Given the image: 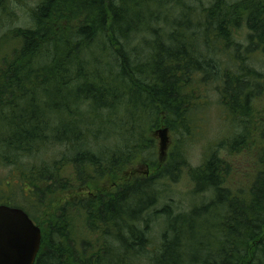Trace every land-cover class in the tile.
I'll return each instance as SVG.
<instances>
[{
    "label": "trees",
    "instance_id": "16d2710c",
    "mask_svg": "<svg viewBox=\"0 0 264 264\" xmlns=\"http://www.w3.org/2000/svg\"><path fill=\"white\" fill-rule=\"evenodd\" d=\"M117 3L43 0L33 12V26L15 32L21 46L0 63V168L10 170L7 182L16 175L18 184L9 190L12 196L0 190V205L21 208L35 221L16 194L31 209L46 213L59 193L88 185L99 189L100 182L121 181L129 166L144 164L155 174L152 178L68 201L40 225L35 221L42 230L35 264H264V108H258L264 73L249 65L246 56L260 51L264 57V0H157V9H140L130 18L117 13ZM165 5L170 6L163 13ZM152 17L163 26L149 28L147 53L123 46ZM241 23L249 31L246 53L235 40ZM94 32L107 46L91 62L92 74L77 60L80 41L89 42ZM146 42L142 39L141 46ZM202 83L214 87L220 106L242 123L232 151L246 148L255 154V169L248 185L230 186V163L209 151L192 178L198 191L213 190L215 198L174 218L170 206L160 212L168 216L167 229L161 244L147 250L151 244L136 223L158 202L155 177L175 180L185 165L175 159L157 163L145 125H169L191 136L199 105L190 87ZM257 116L263 118L256 127L258 140L247 130ZM62 146L61 156L48 158ZM209 213L217 220V238L212 252L205 253L200 243L193 249L194 227ZM80 219L101 233L105 242L98 248L77 243L74 220Z\"/></svg>",
    "mask_w": 264,
    "mask_h": 264
},
{
    "label": "rangeland",
    "instance_id": "374dc122",
    "mask_svg": "<svg viewBox=\"0 0 264 264\" xmlns=\"http://www.w3.org/2000/svg\"><path fill=\"white\" fill-rule=\"evenodd\" d=\"M43 0H2L0 2V63L4 57H8L17 49L20 48L21 42L18 39V35L15 33L20 28L27 29L31 25L33 26V12L39 6L40 2ZM136 1L139 6L138 9L136 6H133V2ZM155 4L157 0H153ZM242 0H229V2H236ZM188 2L194 3L195 0H188ZM116 4V3H115ZM155 4L152 3H142L140 0H123L117 3V7H120L119 12L120 16L126 15L133 16L136 11L142 9V11L148 13L157 9ZM206 5H208L206 1ZM166 7L162 8L163 13H166L170 5H165ZM165 15V14H163ZM172 17H175V13L172 14ZM146 24V23H145ZM31 26V27H32ZM158 21L153 20V17L147 21V25L143 26L139 32L131 33L130 40L126 43H122L123 46L125 44L126 48H138L139 52L143 54L147 53V45L151 43L149 37L150 29L157 30L156 28L162 27ZM151 27V28H150ZM150 28V29H149ZM248 28L245 24L241 23V29L235 32V40L237 43L241 45L240 51L246 53V50L249 47V39H248ZM101 35V34H100ZM99 35V33H95L90 37L89 42H82L80 47L82 49V54L79 57V62L83 63V70H89L93 74L94 65L91 62L96 60V57H99L101 51L105 45L107 46L105 40ZM120 36V33H117ZM149 40L146 42V46H141V40ZM102 46V47H101ZM112 51V52H111ZM110 52L113 54L114 50L112 49ZM231 50L229 54L234 56L235 52ZM52 55H50L51 58ZM230 56V58H231ZM248 56V64L255 67L259 72L264 73V57L260 51H255ZM235 57V56H234ZM77 57L74 58L76 60ZM111 62V66L114 68L113 61L108 59V63ZM86 77V76H83ZM88 79V76L86 77ZM191 90H194L193 93V101L199 105L197 109V113L194 115L192 126L194 128L191 136L184 135V133L180 130H171L169 125L167 126L169 129L168 134V149L165 152L163 158H161L160 145H161V135L159 131L163 128L161 126H157L156 128H150L149 125H145V132L147 133V137L149 139H153L152 146L156 156L157 163L161 161L162 165L166 163H171L173 159L176 160L177 163L181 161L180 164L185 165L183 168L177 173V177L175 180H172L171 177L162 178L156 176L155 179V187L153 194L157 196L158 202L156 206L146 213L143 217L145 220H141V222L136 223V227H139L143 230L151 244L149 249L147 250H155L158 245H160L162 236L167 229V221L168 216L166 213L161 214L160 212L167 210V207L170 206V211L173 213V218L179 215L189 214L192 210L200 208L202 206L208 205L211 203L212 199L215 198V193L213 190L206 189L203 191H198L195 185V182L192 178V172L194 169L202 166L206 157L210 152H219V156L226 160L231 165V176L228 177L230 180V186H246L249 184V180L253 173H250L255 169V154H252L248 149H243L241 152L235 154L232 151L233 141L238 138L240 133H242V129L240 128L241 122L240 120H236V118L228 113L224 108L220 106L219 97L215 93V88L210 85L195 84ZM189 89V90H190ZM87 107V106H86ZM258 108H264V96L259 100ZM263 114V113H262ZM168 117V115H166ZM243 118V116H241ZM263 118L261 116L255 117L252 121H249V128H251V132L253 131L252 136L255 139H259L261 135L256 132V127L259 122H263ZM248 120H250L248 118ZM51 125H54L52 122ZM252 126V127H250ZM254 126V129H253ZM166 127V128H167ZM165 128V127H164ZM258 128V127H257ZM109 130V128H107ZM103 139L105 138L102 135ZM113 140L114 137H111ZM111 140V141H112ZM103 144V143H102ZM103 146H107V144H103ZM93 147V146H92ZM95 148V147H93ZM65 151V148L57 147L54 148L52 152H49L48 158H58L62 155V152ZM147 158L151 155L146 154ZM47 159V158H46ZM162 159V160H161ZM24 164H28L29 162L25 159ZM142 162V161H140ZM10 172L7 168H0V190L3 192H9L10 189L16 188L18 182L16 175H12L10 181L6 177ZM155 174L151 171L149 167L144 166V164H133L128 167V169L121 174V181L116 182H107L103 184V181L100 182L101 188L96 189L97 185H93L91 188L90 185L83 187L82 189H74L70 188L66 192L59 193L57 197H55L53 203H51L46 211L43 212V209L35 210L31 209V205L28 204V201L25 200L20 194H16L14 197L18 202L24 204L27 207V210H31L32 215L36 218V223L41 224L45 219L49 218L50 214L57 209V207L65 204L68 201L72 203L78 202V199L82 200L86 198L93 197L98 190L104 191V189H112L119 190V187L125 181H134V180H148L152 178ZM124 179V180H123ZM99 192V191H98ZM11 196L14 194H10ZM159 212V214H156ZM223 210L220 211L219 216L215 219H219L220 215H222ZM214 217L209 213V217H205L203 220H196V226L194 227L196 230V239L197 244L193 246V249L196 250L198 244L202 246V249L205 253L212 252L214 248V242L217 233H215L214 229L216 226ZM77 220V219H76ZM74 220L75 225V237L77 239V243L87 242L93 248H98L99 244L105 242V240L101 239L100 234L97 233L95 229L88 228L85 221H76ZM43 225V224H42ZM217 228V227H216ZM189 232V228L186 230ZM125 235V234H124ZM113 242L114 250H119V246L116 241L110 240ZM149 253V252H148ZM150 254V253H149ZM145 256L148 257L147 254ZM147 264L146 260H143L142 263Z\"/></svg>",
    "mask_w": 264,
    "mask_h": 264
},
{
    "label": "water",
    "instance_id": "95a60500",
    "mask_svg": "<svg viewBox=\"0 0 264 264\" xmlns=\"http://www.w3.org/2000/svg\"><path fill=\"white\" fill-rule=\"evenodd\" d=\"M160 152L168 149L169 129L159 131ZM42 245V230L21 208L0 205V264H35Z\"/></svg>",
    "mask_w": 264,
    "mask_h": 264
}]
</instances>
